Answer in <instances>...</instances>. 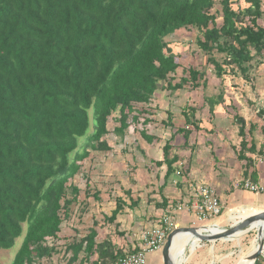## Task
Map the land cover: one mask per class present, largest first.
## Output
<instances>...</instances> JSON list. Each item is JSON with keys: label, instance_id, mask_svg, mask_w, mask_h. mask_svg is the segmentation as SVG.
Wrapping results in <instances>:
<instances>
[{"label": "trees", "instance_id": "obj_1", "mask_svg": "<svg viewBox=\"0 0 264 264\" xmlns=\"http://www.w3.org/2000/svg\"><path fill=\"white\" fill-rule=\"evenodd\" d=\"M245 1L247 7L234 9L231 0H220L219 22L218 14L211 12L215 0H0V250L11 249L23 236L11 264L52 258L57 247L49 246L48 239L63 240L70 263L88 264L96 254L91 264H113L125 255L109 240L96 242L100 221L95 216L81 238L62 234L80 192L71 180L86 158L112 149L107 135L123 136L130 122H137L136 114L129 122L135 105L147 113L151 108L146 105L157 90L199 86L204 73L193 67L183 69L176 81L180 65L165 41L168 35L196 27L202 35L196 43L208 54L217 77L226 73L225 66L247 75L252 49L255 54L264 51V26L259 24L264 0ZM213 51L225 55L221 62ZM204 100L214 117L224 94ZM115 111L118 125L111 131L108 122ZM195 112L192 106L182 111L185 125L175 126L170 110L161 120L171 131L162 147L163 160L155 161L157 166L166 164L165 181L174 174L188 176L176 169L180 155L171 157L170 150L173 142L188 148L192 129L201 130ZM256 114L264 123V108ZM232 117L240 137L236 158L245 161L244 177L255 183L257 170L248 153L264 155L253 137L257 123L247 124L238 113ZM89 130L79 151V138ZM261 132L264 135V125ZM140 134L147 142L155 139L144 131ZM89 188L86 184L85 196L99 200V190L88 192ZM123 192L131 207L139 204L130 189ZM161 198L167 208L169 203ZM126 205L118 196L110 215H101L102 221L115 223Z\"/></svg>", "mask_w": 264, "mask_h": 264}, {"label": "rangeland", "instance_id": "obj_2", "mask_svg": "<svg viewBox=\"0 0 264 264\" xmlns=\"http://www.w3.org/2000/svg\"><path fill=\"white\" fill-rule=\"evenodd\" d=\"M231 1L234 9L248 6L245 0ZM220 8V0H215V6L211 9V12L218 14L219 22L221 21ZM259 24L264 26V19L259 20ZM201 36V32L196 27H188L179 29L165 37V41L177 56L176 61L180 65L176 70V81L183 76V69L193 67L204 73V76L199 79V86L193 89L188 84L180 90H164L159 99H155V101L151 99V102L146 105L151 108L147 113L146 111H141V105H135V112L130 114L129 122L132 115L135 114L138 117L137 122H130L132 125L125 130L123 136L112 132L105 137L113 149L107 152H94L95 155L93 157L86 158L81 163L82 169L71 180L74 185L79 187L80 192L78 200L71 206L70 217L62 225L63 235H75V238H81L80 236L86 234L88 232L86 229L91 226V214L95 215V217L99 216L100 221H102L100 212L102 210H109L118 196L129 200L124 194L123 189L128 188L130 185L138 183L137 185L142 188V192L145 191V186L150 184L147 172H149V176H152L150 174L156 168H153L149 155L144 151L141 152L139 149L145 142L147 143V140L140 133L144 131L149 136L147 130H152L150 136H154L157 139L155 140L157 142L156 146L160 147L161 143L170 135L169 129L161 124V120L167 118V110H170L172 113L173 123H176L175 126L179 124L185 125L182 111L187 110L189 106L196 109L195 117L201 120V130L196 131L192 129L193 132L188 148L182 147L179 148L180 150L177 149L182 160L178 170H181L182 175L183 172H189L190 167L196 169L194 172H225L223 169L224 164H222L224 161L220 155L223 152L221 151L223 150L222 147L227 146V150L231 153L230 156L233 161L235 160V156H233L230 146L234 144V147L239 149L240 137L237 135V126L232 117L236 113L243 116L247 124L251 121L257 123L255 135L253 134L257 146H260L261 142L264 141V135L261 132V126L264 123L256 114L258 108H264V51L261 54H255L254 49H252L254 58L248 65L249 70L247 75H242L236 67L234 71H230L229 67L225 66L226 73L222 78H219L216 76L213 66L207 62L208 54L202 51L196 43L197 38ZM213 55L220 62L225 56L217 51H213ZM161 85L165 86L166 83L161 82ZM221 92L224 94V101L215 107L217 111L214 113V117H212L208 111V104L205 102L204 97L216 96ZM91 112L92 110H90ZM118 114V111H115L112 118L109 119L108 125L111 131L114 126L118 125ZM146 118H149V122L152 121L153 129L147 125L148 123L144 122ZM89 133L90 130L86 136L79 138V151H81L82 141L86 140ZM247 140H250L249 135H247ZM153 142L152 140V142L148 143ZM197 142L201 145L198 146ZM122 146L123 149H121ZM119 150H123L121 154ZM248 155L253 158L254 164L260 159H264V155L250 153ZM224 156L227 157L226 155ZM73 157L71 155V158ZM236 160L244 167L245 161H239L237 158ZM235 166L239 169V166ZM152 168L154 171L151 170ZM229 172L238 171L231 170ZM146 181L148 184L145 183ZM86 184L91 186L88 192L99 190V200L94 199L92 195L85 196ZM236 185H238V182H236ZM240 189L246 190L245 188ZM67 196H72L70 187L67 189ZM229 223L233 224V221L231 220ZM24 228H26L25 224ZM225 228H228V226ZM256 234V230L253 229L232 239H219L216 241V244L220 246V251L214 254L213 250H216L215 243L212 241H198V243L199 245L204 244L207 250L210 251V254H213L212 264H244L250 253L251 246L253 244L255 246L257 242ZM22 240L23 236L16 240L14 247L11 249L0 250L1 264H11ZM59 240L48 239L49 246L55 244L57 252L53 254L52 258H45V263L42 262L44 260L35 263L71 264L68 261V255L65 253V244L60 243L63 241L58 242ZM188 248H190V244H188ZM257 260L260 263L264 260V257L259 256ZM91 261L90 258L88 264H91ZM76 264H78V261Z\"/></svg>", "mask_w": 264, "mask_h": 264}, {"label": "crops", "instance_id": "obj_3", "mask_svg": "<svg viewBox=\"0 0 264 264\" xmlns=\"http://www.w3.org/2000/svg\"><path fill=\"white\" fill-rule=\"evenodd\" d=\"M163 91L164 90L161 89L157 90L153 100L155 101V99H159ZM216 111L217 110L215 108L214 112ZM151 122H148L147 125L149 127H152L153 129L154 127ZM174 125H176V123ZM178 126H180V124ZM151 131L152 130H147L149 136L152 134ZM168 132L170 134V137L171 131L168 130ZM169 137H166L165 141L161 143L160 147L156 146V138L153 140V143L145 142V144H143L141 147L137 146L138 144L135 145L136 147H139L141 152L144 151L147 155H149L151 164H153V168H156V170L154 171L153 168L151 169L154 171L150 174L152 176H149V172H147L148 178H150V184H148L149 180L148 182H145L148 184V186H145V191L142 192V188L137 185L138 183L136 185H130L128 188H126L132 191V199L134 200L139 197L140 202L138 205L131 207V200L129 198V200H126L123 197L127 205L125 206L124 212L117 216L115 223L105 224L104 221H100L99 216H96V220L100 221L95 227L97 231V243H101L104 240H109L115 246V249H120L124 253L141 249V247L144 245V241L142 239L143 235L151 227L156 226L162 215H164L166 212V207L162 203L161 196H163L167 200V204L171 201L176 202L179 200H187V198L189 197V188L187 184H189L190 182H192L193 184L206 183L213 186L217 190L218 195L224 204V209L221 215L210 220H204L201 223L196 222L197 226H214L224 229L225 227H229L231 225L229 223V221L231 220L234 223L242 219V217L248 216L255 211L264 210V191L260 193H253L247 190H242L235 186L236 182H240L246 178L244 177L242 171L243 166H241L236 160L234 144L230 146L232 154L233 156H235L234 161L230 156L231 153L227 150V146L222 147L223 150L221 151L223 152L220 153L221 159L224 161L222 164H224L223 169L225 172H194L196 169L190 167L188 176H183L180 178V176L176 177L172 175L170 179L165 181L164 174L166 171V164L163 162L161 166H157L155 164V161L163 160L161 147H163ZM172 144L173 146L170 150L171 157L173 155L179 154V152L177 151L179 147H176L174 142ZM197 145L200 146L201 144L199 143ZM260 145H262L264 149V141L261 142ZM121 149H123V146ZM122 151L123 150H119L120 154ZM93 155L95 154L93 153ZM224 155H226L227 157H225ZM179 159L180 160L177 162V164H175L177 170L178 168H180V164L182 161L181 157ZM235 165L239 166V169H237ZM231 166L232 168H230ZM254 168L257 170V181L255 182V184L264 186V159H260L258 162H256ZM231 170H236L238 172H229ZM162 185H164L163 188L161 187ZM246 199L250 200L246 201ZM114 207L115 203L110 206L109 210H102V212H100V216L103 214L110 215V212ZM91 215L92 226L93 216L95 215ZM193 221H196L194 215L186 210L178 213L175 217V223L177 227L192 226ZM116 222L118 223V226H116ZM84 235L85 234L81 236ZM213 243H215L216 248V250H213V254L218 253L220 251V246L216 244V241ZM188 244H190V248H188ZM253 249L254 244L251 246L250 252H252ZM213 254H210V251L207 250L204 244L199 245L198 239L192 236L187 240L185 246V255L180 264H212V258L214 257ZM95 257H97L96 254L91 257V260H93ZM43 263H45V260L43 261ZM71 264L76 263L73 262ZM146 264H163L161 250L148 252ZM260 264H264V260H262Z\"/></svg>", "mask_w": 264, "mask_h": 264}, {"label": "built area", "instance_id": "obj_4", "mask_svg": "<svg viewBox=\"0 0 264 264\" xmlns=\"http://www.w3.org/2000/svg\"><path fill=\"white\" fill-rule=\"evenodd\" d=\"M180 174L179 171H177ZM237 187L245 188L253 193H260L264 191V186L255 184L249 179H244L238 182ZM238 187V188H239ZM189 200L179 202H169L166 212L156 226L151 227L143 235L144 245L141 249L133 252H127L124 256L119 257L113 264H146L147 254L151 251L161 250L169 232L177 227L175 217L182 211H188L195 217V222L192 226L200 227L201 231H206L204 225H196V222L201 223L204 220H210L222 214L224 204L221 201L217 190L206 183L190 184L189 186Z\"/></svg>", "mask_w": 264, "mask_h": 264}, {"label": "water", "instance_id": "obj_5", "mask_svg": "<svg viewBox=\"0 0 264 264\" xmlns=\"http://www.w3.org/2000/svg\"><path fill=\"white\" fill-rule=\"evenodd\" d=\"M255 229L257 234V247L247 256V259L254 264L259 256L264 257V210L252 213L243 217L237 222L231 224L228 228H224L219 232H211L210 230L201 231L196 226L176 227L168 233L166 240L162 246L161 254L163 264H180L173 255L174 252V238L179 233L189 232L198 241H212L219 239H231L238 232H248Z\"/></svg>", "mask_w": 264, "mask_h": 264}, {"label": "bare ground", "instance_id": "obj_6", "mask_svg": "<svg viewBox=\"0 0 264 264\" xmlns=\"http://www.w3.org/2000/svg\"><path fill=\"white\" fill-rule=\"evenodd\" d=\"M258 211H255L254 213H256ZM252 214V213H251ZM245 217V216H244ZM243 218V217H242ZM203 228L200 227V230H202ZM207 230H210L211 232L215 233V232H219L222 230V228H217L214 226H207L206 227ZM245 232H238L236 233V235L234 236H240L241 234H243ZM192 237V234L189 232L186 233H179L175 238H174V252L173 255L175 256L176 260L179 261L181 263V261L184 258L185 255V246L187 243V240ZM257 247V242L255 243L254 249L252 250V252L256 249ZM250 252V254L252 253ZM249 256V255H248ZM244 264H252L251 261H249L247 258L244 262Z\"/></svg>", "mask_w": 264, "mask_h": 264}]
</instances>
